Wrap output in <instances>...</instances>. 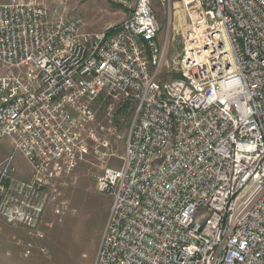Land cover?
I'll return each mask as SVG.
<instances>
[{"label": "built area", "instance_id": "1", "mask_svg": "<svg viewBox=\"0 0 264 264\" xmlns=\"http://www.w3.org/2000/svg\"><path fill=\"white\" fill-rule=\"evenodd\" d=\"M106 1L126 19L103 33L38 0L0 3V139L14 147L0 217L37 224L35 201L111 157L114 108L133 109L121 166L100 164L111 205L93 264H264V0ZM158 6L189 19L175 77Z\"/></svg>", "mask_w": 264, "mask_h": 264}, {"label": "rangeland", "instance_id": "2", "mask_svg": "<svg viewBox=\"0 0 264 264\" xmlns=\"http://www.w3.org/2000/svg\"><path fill=\"white\" fill-rule=\"evenodd\" d=\"M8 1L0 0V3ZM38 1L69 17L81 18L87 33H103L108 28L119 27L126 19L121 7L106 0ZM156 15L161 26L160 42H168L163 73L170 72L175 77V63L182 52L181 36L189 26V19L182 7L169 9L158 6ZM109 105L103 104L101 110L102 121L108 126L106 113ZM113 113V126L117 132L111 137L108 150L112 155L102 158L101 163L108 162L110 167L119 168L134 110L115 107ZM13 152L12 141L1 138L0 164ZM14 163L22 174L18 178L29 180L32 168L23 156L16 155ZM101 163L96 158H88L67 179L65 186L58 184L45 190L35 201L43 205L36 226L10 224L0 217V264H93L111 205L110 197L97 191V178L102 174Z\"/></svg>", "mask_w": 264, "mask_h": 264}]
</instances>
